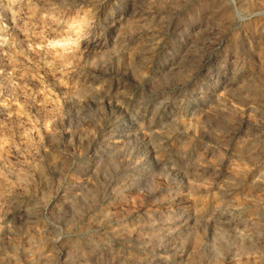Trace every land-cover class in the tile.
<instances>
[{"label": "rangeland", "instance_id": "374dc122", "mask_svg": "<svg viewBox=\"0 0 264 264\" xmlns=\"http://www.w3.org/2000/svg\"><path fill=\"white\" fill-rule=\"evenodd\" d=\"M0 264H264V0H0Z\"/></svg>", "mask_w": 264, "mask_h": 264}]
</instances>
